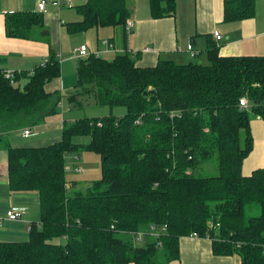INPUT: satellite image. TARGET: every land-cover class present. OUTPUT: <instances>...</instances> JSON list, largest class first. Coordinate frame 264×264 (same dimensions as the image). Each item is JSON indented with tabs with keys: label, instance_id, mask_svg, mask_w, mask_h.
Wrapping results in <instances>:
<instances>
[{
	"label": "trees",
	"instance_id": "16d2710c",
	"mask_svg": "<svg viewBox=\"0 0 264 264\" xmlns=\"http://www.w3.org/2000/svg\"><path fill=\"white\" fill-rule=\"evenodd\" d=\"M127 1L86 0L76 6L81 20L65 29L120 28L125 43ZM222 6L225 23L255 13V0H222ZM148 7L151 19L174 17L176 0H148ZM43 24L39 12L4 18L10 38L28 40ZM208 41L200 64L159 58L142 67L136 65L139 53L126 50L112 59L95 52L77 58L70 107H82L77 99L86 97L125 113L63 123L60 139L41 147H13L2 134L32 131L57 114L59 92L50 94L45 86L60 78L59 60L51 52L33 75L15 72L17 85L0 70L8 188L34 192L39 200V220L30 223L28 239L0 242V264H170L179 258L180 238L191 234L210 240L216 256L237 254L242 264H264V170L242 173L253 150L251 120L262 123L264 137V55L221 57ZM101 42L113 50L111 39ZM243 97L249 111L239 109ZM79 152L100 158L101 178L85 191L65 178L66 155ZM213 158L217 175H197ZM74 172L82 174L77 166ZM246 207H258L259 215L246 217ZM149 225L166 226L160 247L155 240L134 244L132 235Z\"/></svg>",
	"mask_w": 264,
	"mask_h": 264
},
{
	"label": "crops",
	"instance_id": "0c3cea01",
	"mask_svg": "<svg viewBox=\"0 0 264 264\" xmlns=\"http://www.w3.org/2000/svg\"><path fill=\"white\" fill-rule=\"evenodd\" d=\"M38 1L0 0L1 71H32L34 68L44 64L49 59L51 52L59 60L61 68V59H59L58 50H55L57 48L55 45L57 41H62V27L65 30L66 23L61 19L60 15L68 8L63 4L64 0H58L60 5H54L53 1L55 0H47L45 9L41 13L44 21L43 27L35 29L30 39L10 38L5 34V14L18 11L38 13ZM69 1L73 6V3L76 4V2L77 4H84L86 0ZM127 6L130 11L127 22L131 24V27L125 30V43L123 32L120 28L104 32L95 30L97 46L93 52L100 51L101 57L121 54L126 50L129 53H139L135 57L136 65L142 67L154 66L159 58L172 60L180 65L200 59L202 61L199 62H203L206 58L208 40L218 45V53L221 57L264 55V0H255V13L252 18L232 23L223 21L222 0H176L175 16L159 20L150 18L148 0H128ZM75 22L79 21L67 23ZM214 31L220 33L222 36L221 40L215 41L212 35ZM39 32L42 34L39 35ZM110 39L113 50L107 51L106 47L104 51H101L98 43ZM188 45H191L196 53L195 58L190 57L187 51ZM144 49H149V51L144 52ZM19 83L23 85L25 82ZM45 90L50 94L59 92L60 97L67 96L69 93L64 92L65 87L62 76L48 83L45 86ZM79 99L81 100L80 102H84L86 97H79L77 101ZM68 108H70V105ZM63 118L62 114L47 117L43 124L32 129L30 136L34 132L41 133L40 135H47L56 130V128L61 130L63 123H66ZM49 130L52 131L45 133ZM250 130L253 138V150L244 162L242 167L243 175H249L257 169L264 170L262 123L258 119L251 120ZM21 131V129H16L3 133V140L10 146L19 147L14 144L12 136L13 132H18L21 138L26 139L22 137ZM58 140H55V142ZM43 143H45V140L35 141L34 145L46 146ZM38 202V195L34 192L12 193L9 190L6 178V154L2 148L0 153V242H23L28 239L30 221L34 222L32 220L33 212L35 220L38 219ZM15 209H23L24 214L17 221H10L6 217V213ZM178 248L179 258L170 264H242L237 254L228 256L214 255L211 249V241L207 238L182 237L179 240Z\"/></svg>",
	"mask_w": 264,
	"mask_h": 264
},
{
	"label": "rangeland",
	"instance_id": "374dc122",
	"mask_svg": "<svg viewBox=\"0 0 264 264\" xmlns=\"http://www.w3.org/2000/svg\"><path fill=\"white\" fill-rule=\"evenodd\" d=\"M86 2V1H85ZM84 2V3H85ZM81 4H74L72 7L66 8L60 15L61 19L68 24L67 22H74V21H80L81 17L76 12V6L82 5ZM66 29L62 27V41H57L56 45L57 48L55 50H58V56L59 59H61V76L64 79V92H69L67 96H61V100L59 102V106L56 108L57 114H62L64 116L63 120H65L66 123L74 122L77 119H81L84 117H104L109 114H113L116 117H121L124 115L125 110L123 108H114L112 111L107 107H101L94 104L92 99L86 98L84 100V103L82 107H69L68 105V96L72 93H74V87L76 82V75H75V66H76V60L77 56L74 53V50L79 48L80 46H85L89 50V52L93 53V50L95 51V47L97 46V41L95 40V30L91 29L86 32H77L74 34H69ZM101 31H110V29H103L99 30ZM42 33L39 32V35ZM58 44V45H57ZM98 46L101 51H104L106 49V46H104L102 43H98ZM116 55V54H115ZM113 54V56H115ZM104 56V55H103ZM107 59H112L113 57L107 56ZM202 61L195 60L194 63ZM203 63H206V60H203ZM60 76V77H61ZM60 95V94H59ZM79 101H81L79 99ZM250 110V109H249ZM248 110V111H249ZM52 130H49V133ZM41 133H35L26 138L23 139L19 136L18 132H13V142L14 144L18 145L19 147H41L43 145H34L35 141H44L47 146V144H51L55 142V140L60 139L61 130L59 128H56V130L52 131L50 134L47 135H40ZM38 135V136H37ZM5 139V138H4ZM4 144H5V140ZM87 141V138H77L76 142L78 143H84ZM0 147L3 148V145L0 144ZM78 157L79 161L74 162V158ZM66 163H65V178L66 182L68 184L75 183L77 184V187L80 186L81 191H85L86 187L90 185L92 182L97 181L101 178V169H100V158L96 156L93 153L89 152H79L77 155L73 153H68L65 157ZM74 160V161H73ZM74 166L79 167L83 173L77 174L74 172ZM197 175L208 177V176H216L217 175V168H216V160L213 158L212 160L206 162L205 164H202L200 166L199 171L197 172ZM252 209V210H249ZM259 215V209L258 207H252L245 209V216L246 217H254ZM33 221L38 222L39 220V212H38V219L35 220L34 212L32 213ZM32 223V221H30ZM145 243L138 244L140 246H144Z\"/></svg>",
	"mask_w": 264,
	"mask_h": 264
},
{
	"label": "built area",
	"instance_id": "2783aa9c",
	"mask_svg": "<svg viewBox=\"0 0 264 264\" xmlns=\"http://www.w3.org/2000/svg\"><path fill=\"white\" fill-rule=\"evenodd\" d=\"M48 1L47 0H39L38 1V4H37V11L39 13H43L44 9H45V6H46V3ZM53 4L54 5H60V2L58 0H55L53 1ZM63 4L65 6H68V7H71L72 4L69 0H64L63 1ZM131 27V24L127 22L126 24V28L127 29H130ZM213 37L215 39V41H219L222 39V36L220 35V33L218 31H214L213 32ZM108 51V50H107ZM144 52L146 51H149V49H144L143 50ZM187 51L189 52L190 54V57L191 58H195L196 57V53L193 51L191 45H188L187 46ZM74 53L76 54V56L78 58H87L89 57L90 53L89 51H87V48L85 46H80L79 48L75 49L74 50ZM135 52L134 53H131L132 56H135ZM95 56H100L101 55V52H95L94 53ZM29 75H33V72H29ZM3 77L4 79L10 81V83L12 85H17L15 82H14V77H15V72L14 71H3ZM238 105H239V109L240 110H244V111H247L249 110L250 108V104L248 103V100L246 98H240L239 99V102H238ZM32 131L30 129H23L21 131V135L22 137L26 138V137H29L31 135ZM23 215V210L22 209H15V210H10L6 213V217L10 220V221H17L21 218V216ZM166 229V226L162 227V228H158L154 225H149L145 230L143 231H138L137 233H134L132 236H133V242L135 245H138V244H141V243H145L147 240H155L157 242V246L160 247L161 244L158 242L157 239H159L160 237V234L162 232H164ZM188 237H193V238H199L196 234H191L189 235Z\"/></svg>",
	"mask_w": 264,
	"mask_h": 264
},
{
	"label": "water",
	"instance_id": "95a60500",
	"mask_svg": "<svg viewBox=\"0 0 264 264\" xmlns=\"http://www.w3.org/2000/svg\"><path fill=\"white\" fill-rule=\"evenodd\" d=\"M44 34H47V33H44ZM201 62H198V64H200Z\"/></svg>",
	"mask_w": 264,
	"mask_h": 264
}]
</instances>
